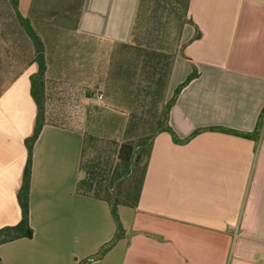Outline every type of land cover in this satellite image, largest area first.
<instances>
[{
    "label": "crops",
    "instance_id": "1",
    "mask_svg": "<svg viewBox=\"0 0 264 264\" xmlns=\"http://www.w3.org/2000/svg\"><path fill=\"white\" fill-rule=\"evenodd\" d=\"M137 2L17 0V10L42 41L51 76L48 63L66 60L54 34L59 15L75 14V34L88 38L78 45L122 46ZM188 16L183 55L176 56L164 100L156 103L162 117L155 124L195 68L197 77L167 113L176 137L190 139L175 143L169 133L156 132L138 205L118 209L125 236L88 264H264V123L253 134L264 110V0H190ZM196 29L200 37L192 40ZM10 32V23L0 21V228L21 218L16 195L36 116L33 47L26 33ZM74 87L64 90L69 103ZM61 126L46 122L33 145V236L1 245L0 264H81L115 233L107 203L76 192L83 134Z\"/></svg>",
    "mask_w": 264,
    "mask_h": 264
},
{
    "label": "trees",
    "instance_id": "2",
    "mask_svg": "<svg viewBox=\"0 0 264 264\" xmlns=\"http://www.w3.org/2000/svg\"><path fill=\"white\" fill-rule=\"evenodd\" d=\"M189 3L190 0H138L128 44L122 45L126 49H131L134 54L133 62L136 64L134 74L146 73L149 82L155 84L159 90H166L173 62L178 54L183 55L184 45L182 44L177 50L171 40L174 38L175 42L178 43L184 26L192 24L188 16ZM10 4L33 47L34 58L32 62L36 64L37 70L29 77V80L30 96L36 107V116L32 133L24 141L27 157L22 172L21 184L16 195L21 218L14 226L0 228V246L22 238L31 239L33 236V231L29 225L32 149L45 123H53L49 120L50 117L46 111L47 86L45 78L47 75V62L44 57V45L31 27L29 19L23 18L19 14L17 0H10ZM199 37L200 33L196 29L192 40ZM196 77L197 71L193 68L186 79L174 90L168 102L163 104L164 118L157 124L155 132L150 137L136 141L130 139L121 141L112 153L106 152L103 158L96 156L90 162H85V150H87L88 144H92V138L80 128L60 124L63 125L61 127L65 128H77L83 134L79 171L84 175L76 183V192L106 202L115 224V233L111 240L103 244L96 253L84 259L81 264H88L101 259L118 240L125 236L118 209L120 206L136 208L138 205L151 153V139L156 132L169 133L175 143H183L190 139L189 137L185 140H179L176 137L167 125V113L181 89ZM77 90L79 89L74 87V96L80 94L77 93ZM160 100H164V94L160 96ZM263 123L264 110L258 119L253 134H258L263 127ZM220 131L247 138L252 136L251 133L223 129Z\"/></svg>",
    "mask_w": 264,
    "mask_h": 264
},
{
    "label": "rangeland",
    "instance_id": "3",
    "mask_svg": "<svg viewBox=\"0 0 264 264\" xmlns=\"http://www.w3.org/2000/svg\"><path fill=\"white\" fill-rule=\"evenodd\" d=\"M0 21H8L10 33L16 37L25 34L10 0L0 2ZM74 23L75 14L67 19L59 15L55 25L54 34L62 43L58 52L66 60L48 63L51 76L47 74L45 78L46 111L51 122L87 132L93 141L85 150L84 161L90 162L96 156L103 158L106 152L112 153L121 141L150 137L156 129L155 119L162 117L156 103L161 101L160 96L165 91L151 84L146 73L134 74L136 64L131 49L98 43L92 46L93 41L88 42V47L78 45L77 39L88 38L75 34ZM47 31L42 30L49 36ZM171 43L177 50L182 45L181 39L177 43L172 38ZM71 83L80 94L73 95L75 100L69 103L64 90H68Z\"/></svg>",
    "mask_w": 264,
    "mask_h": 264
}]
</instances>
